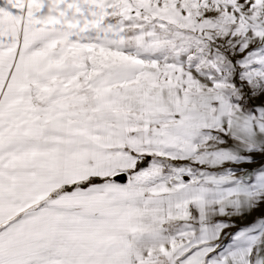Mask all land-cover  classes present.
<instances>
[{
    "label": "snow or ice",
    "instance_id": "1",
    "mask_svg": "<svg viewBox=\"0 0 264 264\" xmlns=\"http://www.w3.org/2000/svg\"><path fill=\"white\" fill-rule=\"evenodd\" d=\"M0 264H264V0H0Z\"/></svg>",
    "mask_w": 264,
    "mask_h": 264
},
{
    "label": "crops",
    "instance_id": "2",
    "mask_svg": "<svg viewBox=\"0 0 264 264\" xmlns=\"http://www.w3.org/2000/svg\"><path fill=\"white\" fill-rule=\"evenodd\" d=\"M258 162H259V158H257ZM249 169H253L256 167V165H248L247 166ZM260 215L259 210L254 211L251 213V215H248L246 219H235L233 222L238 226V227H242L245 226L249 223H251L257 216ZM228 231H234V229H229Z\"/></svg>",
    "mask_w": 264,
    "mask_h": 264
}]
</instances>
